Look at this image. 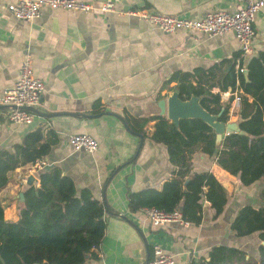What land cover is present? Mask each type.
<instances>
[{"label":"crops","instance_id":"1","mask_svg":"<svg viewBox=\"0 0 264 264\" xmlns=\"http://www.w3.org/2000/svg\"><path fill=\"white\" fill-rule=\"evenodd\" d=\"M17 0H0V97L15 84L20 63L28 58L44 90L31 124L8 120L0 109V149L19 143L30 131L41 129L53 144L43 169L58 167L71 177L77 190L87 188L102 202L105 229L101 243L78 264H147L153 247L174 256L176 264H200L218 245L240 248L258 257L257 233L239 237L231 229L237 211L245 205L264 206L258 193L264 181L243 185L238 176L219 167L212 157L193 155L194 172L211 171L227 191L222 213L214 218L207 201L199 224L170 222L152 226L142 210L131 211L128 193L146 188L160 190L174 170L163 144L150 139L154 121L140 138L124 126L126 115L148 118L160 114L159 101L174 87L163 83L175 71L207 69L241 51L234 32L208 36L199 32L165 33L127 13L149 11L201 18L215 10L233 12L238 0H81L100 7L112 2L116 11L105 13L43 8L40 17L18 20L7 9ZM252 53L264 51V6L257 12ZM242 52V51H241ZM236 68V66H235ZM213 92L218 88L214 87ZM229 120L236 121L238 106L223 97ZM1 105V104H0ZM166 116V115H164ZM89 133L98 148L88 153L73 149L69 136ZM32 164L16 168L0 190L4 218L18 219L23 177L38 173ZM39 185V182H38ZM46 264V263H37Z\"/></svg>","mask_w":264,"mask_h":264},{"label":"trees","instance_id":"2","mask_svg":"<svg viewBox=\"0 0 264 264\" xmlns=\"http://www.w3.org/2000/svg\"><path fill=\"white\" fill-rule=\"evenodd\" d=\"M171 82L176 84L169 90H178L181 99L195 95L210 113L222 110L220 119L225 122L229 121V110L222 104L220 94L238 90L236 120L246 134L230 133L217 145L215 132L199 118L180 119L176 126L164 115H126L129 130L136 135L146 136V125L154 121L150 139L165 146L174 168L160 190L129 192L128 206L131 211L178 209L187 223L199 224L203 202L210 204L213 217L217 218L227 202V191L211 171H193L196 152L212 157L224 171L238 176L243 185L264 181V51L248 60L240 51L207 69L175 71L163 87ZM214 87L217 92L212 91ZM51 135L36 129L26 133L19 143L0 149V190L16 168L42 161L48 155L53 144ZM38 179V187L31 186L24 192L16 221L4 218L0 200V264L83 262L101 243L108 208L89 189L77 190L71 177L62 174L58 167L38 171ZM258 197L264 203V183ZM231 229L239 237L257 233L258 257L237 247L218 245L210 250L209 259L200 264H264V206H242Z\"/></svg>","mask_w":264,"mask_h":264},{"label":"built area","instance_id":"3","mask_svg":"<svg viewBox=\"0 0 264 264\" xmlns=\"http://www.w3.org/2000/svg\"><path fill=\"white\" fill-rule=\"evenodd\" d=\"M241 6L233 11L215 10L206 13L201 18H189L177 15L159 14L147 9L131 10L127 13L140 20L153 24L165 33L176 31H192L206 34L208 36L222 35L227 31L234 32L239 41L243 55L252 53V39L255 34L253 23L257 12L264 6V0H238ZM43 8L52 10H75L81 12L105 13L116 11L112 2H104L100 7L83 2L81 0H17L10 3L7 9L18 20H32L41 16ZM238 69V66H236ZM239 71H243L239 68ZM44 90L42 79L34 74L31 61L25 58L19 67L18 79L15 84L3 91L0 97L1 105L14 106L8 109V120L15 124H31L34 114L22 108V106H34L40 101ZM221 98L232 97L235 105L239 106V91L227 90L221 92ZM68 142L75 150L88 153L94 152L98 148L97 139L89 133L73 134L69 136ZM32 170L37 172L43 169L44 162L37 161L32 164ZM152 226L160 227L167 223L174 222L187 224L182 218L178 209L172 212H165L156 208L141 209ZM147 264H176L173 255L167 253L159 246L153 247V255Z\"/></svg>","mask_w":264,"mask_h":264},{"label":"water","instance_id":"4","mask_svg":"<svg viewBox=\"0 0 264 264\" xmlns=\"http://www.w3.org/2000/svg\"><path fill=\"white\" fill-rule=\"evenodd\" d=\"M245 74V72H244ZM160 114L166 115L167 119L173 122L176 126L179 124L180 119L189 118H199L207 125H209L215 132V142L217 145L221 143L224 136L238 132L240 134H246L245 131L240 129L239 122L236 121H223L220 119L222 110L217 114H212L206 110L200 103V98L192 95L188 99H181L178 90L170 91L166 98L161 99L159 102ZM14 106L0 105V109H11ZM22 108L27 109L31 112H37L34 106H22ZM129 130L124 119L120 118ZM140 138L139 147L142 144L143 137L138 135ZM39 179L34 174H27L23 177V182L21 186V191L18 194V199L20 202L24 200V192L31 186L38 187ZM188 179L185 181V185ZM185 191V188H184Z\"/></svg>","mask_w":264,"mask_h":264},{"label":"rangeland","instance_id":"5","mask_svg":"<svg viewBox=\"0 0 264 264\" xmlns=\"http://www.w3.org/2000/svg\"><path fill=\"white\" fill-rule=\"evenodd\" d=\"M229 121H231V120H229ZM233 121V120H232Z\"/></svg>","mask_w":264,"mask_h":264}]
</instances>
